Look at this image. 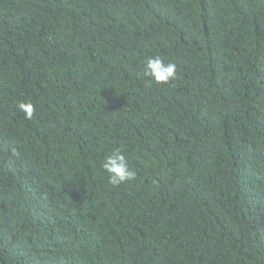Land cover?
<instances>
[{
	"label": "trees",
	"instance_id": "1",
	"mask_svg": "<svg viewBox=\"0 0 264 264\" xmlns=\"http://www.w3.org/2000/svg\"><path fill=\"white\" fill-rule=\"evenodd\" d=\"M0 264H264V0H0Z\"/></svg>",
	"mask_w": 264,
	"mask_h": 264
},
{
	"label": "clouds",
	"instance_id": "2",
	"mask_svg": "<svg viewBox=\"0 0 264 264\" xmlns=\"http://www.w3.org/2000/svg\"><path fill=\"white\" fill-rule=\"evenodd\" d=\"M143 75L149 78L148 82L167 84L173 81L177 75V67L174 63L165 62L160 56L148 57L143 67ZM17 108L31 119L35 113V107L28 102H20ZM102 168L107 174L109 183L114 186L130 183L137 177L136 171L129 164L128 159L120 148L112 150L102 163Z\"/></svg>",
	"mask_w": 264,
	"mask_h": 264
}]
</instances>
